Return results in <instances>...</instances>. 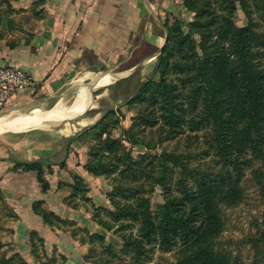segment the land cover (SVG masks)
Segmentation results:
<instances>
[{
	"label": "trees",
	"instance_id": "1",
	"mask_svg": "<svg viewBox=\"0 0 264 264\" xmlns=\"http://www.w3.org/2000/svg\"><path fill=\"white\" fill-rule=\"evenodd\" d=\"M239 1L243 3V0ZM216 2L223 13L211 8L209 0H183L184 5L195 13L194 18L185 24L186 31L179 21L165 25L167 40L155 57L159 79L143 82L127 101L150 109L146 113L139 111L131 127L123 129L126 142L147 144L146 140L137 137V133L145 127H155L157 117L151 110L157 108L161 111L163 125L169 128L180 126L190 132L208 129L211 152L207 151V156L218 157L217 163L221 164L220 169L209 171V168L188 167L177 154H157L160 158L158 168L166 169L169 161L180 171L174 195H168L161 178L152 180L166 193L165 202L155 214L148 196L153 187L123 185L121 181L114 186L113 192L108 194L114 208L103 210L116 222L130 219L138 224L137 236H122V250L133 251L136 260L145 256L146 244L156 242L165 251L178 248L177 264H237L228 253L214 251L210 240L223 228L219 204L233 206L242 198L240 181L245 168L254 160L264 168V70L254 62L257 52L253 46L258 37L252 25H234L233 0ZM194 35H198V39ZM170 73L173 77H169ZM102 90L97 89L93 94L96 96ZM112 112L109 110L91 127L96 136L107 134L104 120ZM74 139L68 138L67 146ZM122 142L105 136L99 142L98 160L88 161L85 169L98 175L104 171L113 172L121 165L118 175L122 179H140L146 173L147 164L136 168L139 162L132 159ZM109 154L115 155L114 162L100 160L108 158L104 155ZM50 165H47L48 173L52 172ZM11 169L35 171L41 190L46 192L50 187L41 160L15 161ZM148 178H153L151 171ZM117 193L123 199L133 198V203L115 202ZM41 203L35 201L33 211L47 225H53L51 217L56 215L45 211ZM262 222L264 224V216ZM98 223L106 229L112 228L107 222ZM36 233L30 231L31 243L32 234ZM8 261L11 263V258ZM260 264H264V254Z\"/></svg>",
	"mask_w": 264,
	"mask_h": 264
},
{
	"label": "rangeland",
	"instance_id": "2",
	"mask_svg": "<svg viewBox=\"0 0 264 264\" xmlns=\"http://www.w3.org/2000/svg\"><path fill=\"white\" fill-rule=\"evenodd\" d=\"M149 1L147 4L150 13L145 11L141 31H143L144 25L147 26L148 30L159 37V48L162 46L163 50L165 35H168L165 25L169 26L174 21H179L184 24L183 30L186 31L185 24L194 18L195 13L184 5L183 0ZM233 2H235V8L231 14L233 23L237 27L252 25V29L258 37L253 46L257 52L254 62L258 68L264 70V0H243V3L233 0ZM209 5L211 8L214 7L218 13L224 12L219 9L216 0H209ZM0 7L2 10H11V5L8 3H1ZM16 10L14 9V11ZM27 15L29 16V14L24 16ZM194 37L198 39V35H194ZM159 48H153L146 42L143 45L131 43L125 50V54L117 60L114 70L109 72L115 74L103 75L102 81L107 83L103 82L104 84L100 87L93 88L92 100L88 95L87 99L76 103L74 110L69 112L70 119L56 123L45 122L37 127L40 128L37 130H50L49 132L52 134L40 131L42 135H38L36 139L42 142L45 139L54 138L53 145L59 146L57 154H63L68 138H75L68 147L72 149L73 158H76L73 165L76 162V165L81 167L77 169L78 174L72 172L69 180L65 182L61 178L56 179L57 185L64 183L61 186L67 192L65 203L73 209L71 214H64V211L58 214L53 212L56 217H51L53 225L50 226L53 227V231L59 230L65 236L63 239L58 237L60 241L58 245L63 253L59 252L57 247H52L51 244L45 245V239L40 236L37 229H31L37 232L32 234V243L30 232L28 243L21 237L20 241L17 237V243L13 241L14 237L12 236L15 233L14 228L2 225L0 226V264H177V247L165 251L156 242L146 244L144 246L145 256L140 260L135 259L133 251H123L122 236H137L138 224L133 223L130 219H120L116 222L110 214L103 210V208H114L108 194L113 192L114 186L120 181L123 185L140 186L141 188L153 187L151 193L149 195L146 193V196H149L151 210L154 214L166 200L165 189L161 185L154 184L152 181L154 178L163 180L168 195L176 193L180 168L169 161L166 162V169L158 168L160 158L157 157V154H177L181 161L190 168H209V171H216L221 167V164L217 163L218 157L207 156L210 140L208 129L190 132L180 126H176L174 129L169 128L163 125L160 117L161 111L157 108L151 110L157 117L155 127L140 128L141 130L137 133V137L146 140L147 144L131 145L125 141L123 129L131 127L133 121L138 117L139 111L146 113L150 109L149 106L128 104L127 101L143 82L159 79V74L155 71L156 60L154 59ZM196 51L197 54H200L199 49ZM146 52L148 53L143 55ZM134 63L137 64L134 65ZM116 76L119 78L113 81ZM169 77H173V73H170ZM112 81L113 83H111ZM33 86L34 81L28 90L30 91ZM63 87L65 90H61L62 94L60 93L59 97L46 104L49 107L47 111L54 107L59 100L69 101L72 99L75 86L70 87L67 84ZM100 88H103V91L95 96L93 92ZM29 95L33 96L34 93ZM60 104L62 107L64 103L60 102ZM86 110L87 112H85ZM109 110H113L114 113H110L104 120L107 134L96 136V131H93L91 127ZM29 111H31L30 108L20 112L7 108L0 114V118L2 120L10 119L15 115ZM13 133L17 132L8 131L3 134ZM105 136L123 141L122 144L129 151L132 159L139 162L135 165L136 168L141 164H147L146 173L140 179L136 181L122 179L118 175L121 165H117L113 172L104 171L98 175L85 169V164L88 161L96 162L98 160L96 154L99 142ZM104 156H108V158L100 160L115 161L114 154ZM81 159L82 163L79 162ZM48 169V167L44 169L45 176L48 174ZM150 171L153 174L152 179L148 178ZM240 185L243 194L237 204L233 206H228L225 203L219 204V215L223 221V228L219 234L212 237L210 246L216 252L228 253L237 264H260L264 254V224L262 222L264 216V168L258 160H254L251 166L245 168ZM116 196L114 201L122 205H131L134 201L131 197L123 199L119 193ZM44 210L46 211V209ZM99 221L111 224L112 228H104L98 223ZM56 232L58 233V231ZM99 236L102 237V240ZM70 239L77 240L78 246L76 247V244L73 243L75 247H72L69 243ZM10 258L11 263L8 261Z\"/></svg>",
	"mask_w": 264,
	"mask_h": 264
},
{
	"label": "crops",
	"instance_id": "3",
	"mask_svg": "<svg viewBox=\"0 0 264 264\" xmlns=\"http://www.w3.org/2000/svg\"><path fill=\"white\" fill-rule=\"evenodd\" d=\"M147 2L150 1L0 0V4L11 5L10 11L0 7V65L20 66L34 81L30 91L29 85L15 92L2 110L20 112L30 108L31 111L10 119L0 118V226L14 228L13 241L18 243L21 237L28 243L29 232L37 229L45 245L51 244L63 253L58 237L65 236L56 230L62 234L60 237L33 211V203L40 200L47 212L71 214L73 209L65 203L67 192L61 186L64 183L57 185V180H69L71 173L78 174L77 169L81 167L76 162L73 165L76 158L67 142L63 154H57L59 146L53 145L54 138L37 140L36 137L42 135L40 131L51 133L50 130H37L40 129L37 127L45 122L70 119L69 112L74 110L76 103L89 96L92 100L93 88L104 84L103 75L115 74L109 72L114 70L117 60L131 43L143 45L146 42L159 48L158 36L145 25L141 31L145 11L150 13ZM26 14L29 16H24ZM118 78L116 76L113 81ZM74 82L77 83L72 99L60 100L47 111L46 104L62 94L64 85L73 87ZM60 102L64 103L62 107ZM8 131L17 133L3 134ZM25 131L29 132L20 134ZM33 160H41L44 169L51 164L53 173L45 176L50 185L46 192L41 190L35 171L11 169L15 161ZM79 162L82 163V159ZM69 241L72 247L79 244L74 239Z\"/></svg>",
	"mask_w": 264,
	"mask_h": 264
},
{
	"label": "built area",
	"instance_id": "4",
	"mask_svg": "<svg viewBox=\"0 0 264 264\" xmlns=\"http://www.w3.org/2000/svg\"><path fill=\"white\" fill-rule=\"evenodd\" d=\"M33 83L31 74L14 64L0 65V114L13 94Z\"/></svg>",
	"mask_w": 264,
	"mask_h": 264
},
{
	"label": "water",
	"instance_id": "5",
	"mask_svg": "<svg viewBox=\"0 0 264 264\" xmlns=\"http://www.w3.org/2000/svg\"><path fill=\"white\" fill-rule=\"evenodd\" d=\"M166 40H167V35H165V40L164 41L166 42ZM161 50H162V46L159 48V51L155 55H157L158 53H160Z\"/></svg>",
	"mask_w": 264,
	"mask_h": 264
},
{
	"label": "bare ground",
	"instance_id": "6",
	"mask_svg": "<svg viewBox=\"0 0 264 264\" xmlns=\"http://www.w3.org/2000/svg\"><path fill=\"white\" fill-rule=\"evenodd\" d=\"M77 82L72 83V86L74 87ZM78 85V84H77ZM72 89V88H71ZM69 90V89H68ZM76 91V90H75ZM62 97V96H61ZM60 101V100H59ZM63 103V102H62ZM61 113V111H60ZM51 118V117H50Z\"/></svg>",
	"mask_w": 264,
	"mask_h": 264
}]
</instances>
